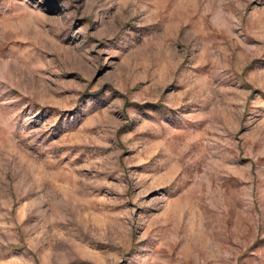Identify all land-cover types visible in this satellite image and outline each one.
<instances>
[{"label":"rangeland","instance_id":"obj_1","mask_svg":"<svg viewBox=\"0 0 264 264\" xmlns=\"http://www.w3.org/2000/svg\"><path fill=\"white\" fill-rule=\"evenodd\" d=\"M0 264H264V0H0Z\"/></svg>","mask_w":264,"mask_h":264}]
</instances>
